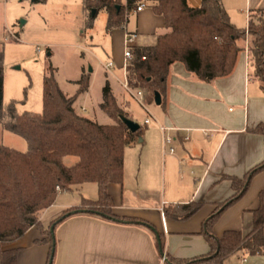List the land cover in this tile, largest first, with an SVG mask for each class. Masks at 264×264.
I'll return each instance as SVG.
<instances>
[{"label":"crops","instance_id":"crops-1","mask_svg":"<svg viewBox=\"0 0 264 264\" xmlns=\"http://www.w3.org/2000/svg\"><path fill=\"white\" fill-rule=\"evenodd\" d=\"M187 1L191 7H200L202 3L201 0ZM223 5L232 23L242 29L248 28L252 10H264V0H245L244 6L239 8L234 1L223 0ZM107 18L106 14V22ZM126 31L138 34L136 47L155 45L160 36L169 33L164 18L156 15L148 4L141 12L130 14L127 26L110 34L113 42L122 49V54L115 56L116 67L123 65ZM243 45L245 49L232 74L210 83L199 81L182 63L170 67L162 104L157 105L155 111L151 107L153 104H141L153 115L154 126L152 120L150 125L145 124L149 119L146 117L147 131L125 151L123 183L109 186L114 201L113 213L153 225L163 237L165 255L171 264L172 261L184 263L209 254L210 246L203 235L205 225L218 205L235 194L232 182L224 176L243 179L264 162V137L251 131L264 125V91L250 75L248 42ZM113 77L139 102L131 85L127 91L115 73ZM106 82L110 83L119 103L122 95L129 105L126 95L121 93L118 97L111 81ZM75 108L80 115L95 121L96 118L84 114L88 111L84 107L78 109L75 104ZM160 127L167 129L162 131ZM167 137L172 138L170 145L165 143ZM137 145L139 149H134ZM130 148L137 151L132 149L128 155ZM170 148L174 149L173 153ZM135 165L137 170L132 177L128 168ZM262 191L264 170L252 177L247 192L221 214L214 226L216 237L221 238L227 231H239L244 236L250 234L253 212L260 205ZM82 198L96 200L98 192L96 198L82 195L76 203L65 202L57 206L56 201L42 213L43 225L47 228L66 210L79 206ZM192 203H202V207L191 218L179 220L171 215L174 208ZM56 206L59 212L44 222ZM55 237L54 264H161L156 238L143 227L82 214L57 226ZM44 238L36 227H32L15 244L0 246V251L18 249L17 264H48L50 245L37 243ZM251 257L254 258L252 264H264V255L248 256L241 249L230 255L224 264H251L248 261ZM243 258L246 261L241 263Z\"/></svg>","mask_w":264,"mask_h":264},{"label":"trees","instance_id":"trees-1","mask_svg":"<svg viewBox=\"0 0 264 264\" xmlns=\"http://www.w3.org/2000/svg\"><path fill=\"white\" fill-rule=\"evenodd\" d=\"M47 0H36L45 3ZM200 7H191L187 0H83L85 29L92 30L100 12L108 16L107 34L123 29L129 22V13L140 3L150 5L153 12L164 18L169 33L158 38L152 46H139L133 50L128 65L131 83L143 92L146 104L155 102V94L163 98L167 91L170 67L182 63L199 81L210 83L227 77L234 71L240 53L248 42L250 75L264 91V10L251 11L247 29L232 23L223 0H201ZM93 10L96 14L93 15ZM258 13V14H257ZM259 19H256L257 15ZM4 52L0 51V125L27 143V151H19L0 144V246H10L21 240L32 227H36L43 241L50 245L49 263L56 256L55 229L75 215L68 213L84 210L81 214L104 220L134 225L149 230L156 238V228L137 218H122L113 213L114 201L109 193L110 184L124 181L125 151L141 138L142 126L133 133L122 121L131 119L118 104L111 85L106 82L100 104L101 110L113 120L102 125L80 115L75 103L79 95L90 89V76L83 74L76 83L75 96H68L49 69L43 79V109L41 112H19V102L4 101ZM132 120V119H131ZM264 137V125L251 130ZM77 158L68 166L65 159ZM264 170V162L251 170L243 179L227 177L232 182L234 196L218 205L207 221L203 235L210 252L203 257L211 264H224L237 250L248 256L264 255V191L260 205L253 212V230L244 236L239 231H227L221 238L214 234V226L221 214L236 203L248 190L250 181ZM86 184H96L98 198H82L77 207L66 210L46 228L43 212L51 208L62 193L79 190ZM202 203H192L173 209L171 214L179 220L195 215ZM166 216L169 213L165 212ZM54 226V232L51 227ZM160 255L165 253L162 235ZM18 249L0 251V264H17ZM172 264L182 262L172 261Z\"/></svg>","mask_w":264,"mask_h":264},{"label":"rangeland","instance_id":"rangeland-1","mask_svg":"<svg viewBox=\"0 0 264 264\" xmlns=\"http://www.w3.org/2000/svg\"><path fill=\"white\" fill-rule=\"evenodd\" d=\"M233 1L236 8L245 4V0ZM260 15L262 16L259 14L256 19H259ZM84 21L83 0H47L45 3L31 0H0V51L4 52L5 57V104L15 100L19 102L17 106L19 112H41L43 79L49 69L55 70L56 80L68 96L77 94L79 87L76 82L83 73H86L90 76V91L88 94L78 96L76 107L87 109V113L84 114L96 118L97 123L111 125L113 120L100 108L103 88L109 80L114 85L115 94L118 97L121 93L125 94L129 102L127 105L121 95L120 103L117 100L118 104L133 121L142 126L141 134L145 133L147 127L144 120L148 117L154 126L153 115L142 106L146 104L144 100L141 105L137 98L125 92L119 81L113 77L115 73L123 82L126 70L116 65L112 70L105 68L109 61L115 62V56L122 54L121 47L113 42L112 37L106 32V14L104 12L98 14L92 30L85 29ZM130 85L136 96L139 88L131 81ZM152 104L153 111L158 109L155 103ZM0 144L19 151L27 150L24 139L5 131L1 125ZM138 147L137 145L134 149H139ZM132 149L128 150V155ZM134 149L133 151H137ZM76 161L77 158L68 157L65 163L71 166ZM128 170L131 176L133 173L136 174L137 165ZM97 192L96 184H88L78 191L62 193L58 197L57 206L65 202H79L82 195L96 198ZM57 206L50 210L44 222L47 223L48 218H53L59 212ZM252 259L254 258H248L251 264L254 263L251 262Z\"/></svg>","mask_w":264,"mask_h":264},{"label":"built area","instance_id":"built-area-1","mask_svg":"<svg viewBox=\"0 0 264 264\" xmlns=\"http://www.w3.org/2000/svg\"><path fill=\"white\" fill-rule=\"evenodd\" d=\"M145 7H146L145 3H140L129 14H137V13L141 12ZM137 40H138V34L136 32H128V31L125 32V36H124V58H123L122 68L124 70H126V72H125V79L122 82V85H123L124 89H126L127 91L130 90V80H129V76H128V65H129V61L132 58L133 50L136 47ZM105 68L107 70H112L115 68V63L113 61H109L105 65ZM137 96L139 98V102L141 104H143L144 95H143V92L141 90L138 91ZM150 122H151L150 119L145 120L146 125H150ZM160 129L162 131H165L167 128L160 127ZM165 143L170 145L172 143V138L167 137L165 139ZM170 152L173 153L174 149L170 148ZM245 261H246V259L243 258L241 263H244ZM161 264H171L170 260L168 259V257L165 254L161 258ZM182 264H211V262L205 258H199V259H193V260L186 261Z\"/></svg>","mask_w":264,"mask_h":264},{"label":"water","instance_id":"water-1","mask_svg":"<svg viewBox=\"0 0 264 264\" xmlns=\"http://www.w3.org/2000/svg\"><path fill=\"white\" fill-rule=\"evenodd\" d=\"M31 1H32V2H35L36 0H31ZM95 14H96V11L93 10V15H95ZM90 71H92V69H91ZM155 103H156V105H161V104H162V97H161L160 93H158V92L155 94ZM122 121H123L124 124L128 127V129H129L131 132H133V133L137 132V131L140 129V124L137 123V122H135V121H133V120H131V119H128V118H126V117H122ZM83 211H84V210H76V211H72V212L68 213L67 216H69V215L81 214ZM51 231L54 232V226L51 227ZM155 233H156V239H157L159 245L161 246L162 243H161V237H160V234H159L157 231H155ZM164 254H165V253H162V256H163ZM50 264H52V263H50Z\"/></svg>","mask_w":264,"mask_h":264}]
</instances>
